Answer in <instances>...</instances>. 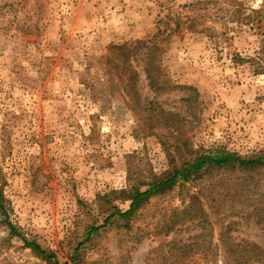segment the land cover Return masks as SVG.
Returning <instances> with one entry per match:
<instances>
[{"label": "rangeland", "instance_id": "rangeland-1", "mask_svg": "<svg viewBox=\"0 0 264 264\" xmlns=\"http://www.w3.org/2000/svg\"><path fill=\"white\" fill-rule=\"evenodd\" d=\"M153 38L157 91L145 78L143 51L126 63L113 49ZM177 86L194 88L196 100ZM161 112L178 116L195 149L264 157V0H0L2 201L9 222L60 263L70 264L87 228L103 223V198L126 186L128 163L157 174L168 168L175 132ZM252 177L255 189L246 192ZM193 195L194 220L165 233ZM263 204L264 169L214 171L150 199L130 231L117 222L102 228L82 248L83 264H144L171 241L178 264L214 255L220 264L221 233L264 248L252 213ZM113 205L124 211L129 203ZM210 241L206 254L180 253ZM38 262L0 219V264Z\"/></svg>", "mask_w": 264, "mask_h": 264}, {"label": "trees", "instance_id": "trees-1", "mask_svg": "<svg viewBox=\"0 0 264 264\" xmlns=\"http://www.w3.org/2000/svg\"><path fill=\"white\" fill-rule=\"evenodd\" d=\"M160 41L156 38L137 41L133 47H118L114 50H120L124 53V62L128 63L131 54L137 55L141 51L142 61L144 62V75L148 81L149 87L155 91L162 89L163 85L160 82V73L156 64L157 53L159 51ZM127 73L133 74V70L126 68ZM130 80V78H129ZM178 89L189 91L191 96L186 98L187 101L193 103L196 100L197 92L192 87L177 86ZM161 117L164 119L166 127H173L175 134L173 135V142L169 144L166 150L167 169L160 174L154 173L151 168L147 166V170L140 166L127 164V183L126 186L120 190L111 191L109 195L103 198L105 207L110 209V212L103 219V223L99 226H91L85 232V238L78 242L73 249V252L68 256L70 264H83L85 258L81 250L85 244L90 242L94 235H96L102 228L113 226L114 223H120L123 230L130 231L132 229L133 218L137 215L140 209L148 203L152 198L164 195L175 188L178 184L189 182H198L205 174H211L214 171H224L232 166L234 169L242 168L250 174H255L259 170L264 169V157L256 159H244L236 153L217 148L213 151L205 152L200 149H195L190 142L181 136L179 131V118L176 114L169 112H161ZM254 178L250 183H246V192L254 191ZM238 182V181H237ZM236 181H229L228 184L237 185ZM252 183V185H251ZM3 187L0 183V219L9 228V237L18 238L22 242L25 249H29L34 257L39 261L37 264H62L59 261L57 254L45 249L36 242L27 240L18 228L8 220L7 212L4 208L3 201ZM197 195L190 197L188 204L180 210L172 213L171 219L165 224V233L175 231L177 227L182 226L188 219H193L192 208L195 207V200ZM128 202L126 210H120L113 205V202ZM260 216V224L264 227V204L262 207H254L253 214ZM139 241V240H138ZM175 241L170 243H162L152 253V256L147 257L144 264H178L182 262L183 258L176 253L179 251L176 247ZM164 247L168 249L163 250ZM189 247L190 250L197 247L199 253L206 254L211 250V241L205 245L197 246L196 244L181 247L183 253ZM218 247L223 249L220 264H264V248L254 243L242 241L233 242L223 237L221 233ZM202 250V251H201ZM196 253V252H193ZM189 259V257L187 258ZM185 260V258H184ZM189 262V260H188ZM67 264V263H63ZM205 264H218L217 256L206 258Z\"/></svg>", "mask_w": 264, "mask_h": 264}]
</instances>
